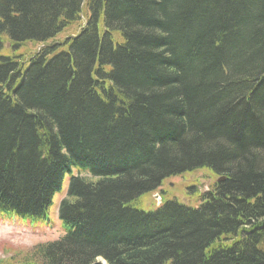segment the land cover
<instances>
[{
    "label": "trees",
    "instance_id": "16d2710c",
    "mask_svg": "<svg viewBox=\"0 0 264 264\" xmlns=\"http://www.w3.org/2000/svg\"><path fill=\"white\" fill-rule=\"evenodd\" d=\"M67 174L66 234L0 264H264V0H0V215Z\"/></svg>",
    "mask_w": 264,
    "mask_h": 264
},
{
    "label": "rangeland",
    "instance_id": "374dc122",
    "mask_svg": "<svg viewBox=\"0 0 264 264\" xmlns=\"http://www.w3.org/2000/svg\"><path fill=\"white\" fill-rule=\"evenodd\" d=\"M76 30L77 27L68 29L60 34L58 39H64L68 34L75 33ZM73 173L89 176V173L78 168H74ZM215 177L207 170H198L169 178L161 188L165 191V195L171 198H177L186 204L196 205L199 201L196 193L207 191L211 183L217 180ZM69 182L70 175L67 174L63 190L55 195L47 217L42 220L32 221L31 219L7 218L0 215V261L10 256L15 250H27L38 243L55 240L66 234L67 229L59 216V205L62 199L67 196ZM189 183L195 187L189 189ZM161 188L152 193L150 199L145 198L144 209H154L155 206L159 205L155 195L160 193Z\"/></svg>",
    "mask_w": 264,
    "mask_h": 264
},
{
    "label": "water",
    "instance_id": "95a60500",
    "mask_svg": "<svg viewBox=\"0 0 264 264\" xmlns=\"http://www.w3.org/2000/svg\"><path fill=\"white\" fill-rule=\"evenodd\" d=\"M224 179H225L224 177H220V178L218 179V181H222V180H224ZM155 198L158 200V204H160L161 201H162V198H161L160 194H156V195H155Z\"/></svg>",
    "mask_w": 264,
    "mask_h": 264
}]
</instances>
